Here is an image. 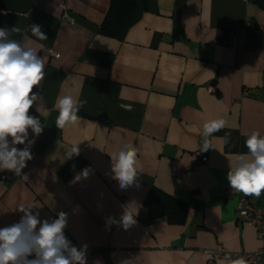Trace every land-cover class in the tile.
Here are the masks:
<instances>
[{"label": "crops", "instance_id": "obj_1", "mask_svg": "<svg viewBox=\"0 0 264 264\" xmlns=\"http://www.w3.org/2000/svg\"><path fill=\"white\" fill-rule=\"evenodd\" d=\"M108 5L0 0V28H20L11 38L38 53L45 73L29 109L45 126L39 136L28 130L29 180L0 171V228L20 220L21 205L34 204L41 221L63 211L64 234L77 249L87 245V264H206L203 249L258 250L256 228L238 219L243 193L227 173L248 153L247 134L264 136V0H136L118 38L98 31ZM32 24L48 39L34 36ZM64 96L86 103L80 119L57 128ZM218 119L224 128L201 150L204 124ZM125 144L137 151L138 177L121 188L111 155ZM76 145L79 156L67 158ZM86 167L88 178L70 183ZM151 188L189 204L184 222L147 221ZM257 203L264 209V192ZM126 209L136 220L128 229L120 223Z\"/></svg>", "mask_w": 264, "mask_h": 264}, {"label": "clouds", "instance_id": "obj_2", "mask_svg": "<svg viewBox=\"0 0 264 264\" xmlns=\"http://www.w3.org/2000/svg\"><path fill=\"white\" fill-rule=\"evenodd\" d=\"M41 27L32 24L30 31L38 39L47 40ZM20 31L16 25L0 28V171L13 172L28 181V174L22 173L27 167L26 162L32 159L30 148L34 140L28 139V130L31 129L35 136H39L45 127L39 118L29 115V109L38 99V92L33 89L44 79L45 73L43 60L38 53L11 38L13 33ZM84 103L86 101L72 96L59 98L55 105L59 112L56 127L62 128L80 119L78 113ZM224 126L223 119L204 124L201 150L207 151L210 148L208 138ZM229 138L230 134L225 137L226 144ZM244 143L248 153L237 157L235 166H230L227 180L233 190L258 198L264 192V136L254 130L247 134ZM19 144L26 146L20 149L16 147ZM79 154L80 149L76 145L67 152V158ZM111 156L114 178L120 181V187L125 188L136 181V149L125 144L117 154ZM90 171L86 167L70 183L87 179ZM34 207V204L21 205L18 209L23 213L20 220L0 228V264H87V245L77 249L64 234L68 214L61 211L57 214L58 218L51 222L41 221L38 213L33 214ZM109 222L116 223L113 218H109ZM120 223L124 229H128L136 220L126 209ZM29 256L34 258L29 259ZM121 264H132V260H123ZM230 264H247V261L240 257L231 260Z\"/></svg>", "mask_w": 264, "mask_h": 264}, {"label": "trees", "instance_id": "obj_3", "mask_svg": "<svg viewBox=\"0 0 264 264\" xmlns=\"http://www.w3.org/2000/svg\"><path fill=\"white\" fill-rule=\"evenodd\" d=\"M136 0H109L107 13L99 26V33L118 38L133 21ZM147 210V221L165 217L169 221L184 222L189 204L151 188L143 202Z\"/></svg>", "mask_w": 264, "mask_h": 264}, {"label": "built area", "instance_id": "obj_4", "mask_svg": "<svg viewBox=\"0 0 264 264\" xmlns=\"http://www.w3.org/2000/svg\"><path fill=\"white\" fill-rule=\"evenodd\" d=\"M213 90L212 88H210ZM202 161L207 160V156L198 153ZM238 219L244 224L254 227L257 230L258 238L261 241V246L254 252H238L228 253L219 246L214 249H203L202 253L206 257V264H216L220 258L230 257L231 260H236L243 257L247 264H264V209L257 203V197L242 195L239 197L237 204Z\"/></svg>", "mask_w": 264, "mask_h": 264}]
</instances>
